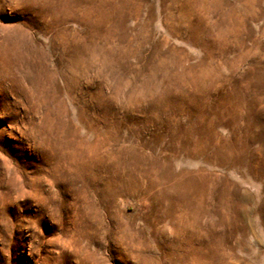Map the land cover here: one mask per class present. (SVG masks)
I'll use <instances>...</instances> for the list:
<instances>
[{
	"label": "rangeland",
	"instance_id": "374dc122",
	"mask_svg": "<svg viewBox=\"0 0 264 264\" xmlns=\"http://www.w3.org/2000/svg\"><path fill=\"white\" fill-rule=\"evenodd\" d=\"M0 264H264V0H0Z\"/></svg>",
	"mask_w": 264,
	"mask_h": 264
}]
</instances>
